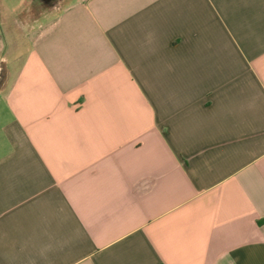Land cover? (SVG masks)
Segmentation results:
<instances>
[{"label": "crops", "instance_id": "obj_1", "mask_svg": "<svg viewBox=\"0 0 264 264\" xmlns=\"http://www.w3.org/2000/svg\"><path fill=\"white\" fill-rule=\"evenodd\" d=\"M1 80L0 264H264V0H0Z\"/></svg>", "mask_w": 264, "mask_h": 264}, {"label": "rangeland", "instance_id": "obj_2", "mask_svg": "<svg viewBox=\"0 0 264 264\" xmlns=\"http://www.w3.org/2000/svg\"><path fill=\"white\" fill-rule=\"evenodd\" d=\"M3 82H4V80H1L0 81V86H2L3 85ZM2 104V103H1Z\"/></svg>", "mask_w": 264, "mask_h": 264}]
</instances>
